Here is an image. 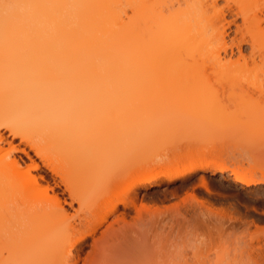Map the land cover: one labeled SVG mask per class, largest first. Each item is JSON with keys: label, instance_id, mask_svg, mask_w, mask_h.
Wrapping results in <instances>:
<instances>
[{"label": "bare ground", "instance_id": "6f19581e", "mask_svg": "<svg viewBox=\"0 0 264 264\" xmlns=\"http://www.w3.org/2000/svg\"><path fill=\"white\" fill-rule=\"evenodd\" d=\"M6 1H0V81L7 88L0 102L25 110L0 111V264H264V240L249 230L255 221L224 217L203 203L167 215L139 209L140 192L178 180L173 195L197 170L205 173L199 175L204 188L213 174L250 193L264 182V168L260 178L255 174L260 164L241 170L242 158L229 165L221 152L153 174L158 157L144 133L150 115L186 104L211 114L209 121L216 117L211 121L221 129L231 122L264 133L258 104L264 0ZM230 24L239 37L226 31ZM245 45L259 57L250 66L240 62ZM211 78L231 91L210 88ZM76 85L88 99L64 100ZM166 94L170 102L155 104ZM221 101L255 105L227 121ZM2 130L40 164L12 143L5 148ZM125 151L131 155L121 168L108 166ZM122 173L134 176L125 198L97 183L109 178L118 188Z\"/></svg>", "mask_w": 264, "mask_h": 264}, {"label": "rangeland", "instance_id": "374dc122", "mask_svg": "<svg viewBox=\"0 0 264 264\" xmlns=\"http://www.w3.org/2000/svg\"><path fill=\"white\" fill-rule=\"evenodd\" d=\"M9 2L10 1L8 0L6 1V3ZM217 2L220 5L224 3V1L222 0H217ZM124 5L125 4L121 6ZM125 8L128 14L131 13L129 7L127 8L126 6ZM226 17L228 19L227 15ZM235 21L237 24L241 23L239 17L236 18ZM226 29V31L231 37H239V33L234 34L233 24H230V27ZM242 34L247 35V30L243 29ZM1 40L2 37L0 36V43ZM232 48L233 51L236 52L235 45H232ZM243 50L245 57L244 60L241 59L240 62L246 61L247 64L250 66L253 57L255 58V61L258 62L259 57H257L256 53L252 57L249 55L250 48L248 46H243ZM177 85L182 86V82L178 81ZM4 86L7 85L0 81V88H4ZM208 86L213 89H220V91L226 90V94L231 91L227 84L222 83L220 85L217 81H215L214 78H211L209 80ZM6 88L0 91V97L3 96ZM87 94L88 92L85 90L84 86L76 85L75 88L69 90L67 98H64V100H68L70 102L79 99L81 100V98L87 100ZM171 96H169L168 94L160 96L155 101V104H163L164 101L170 102L172 100ZM256 96L257 95L254 94L253 98L257 100ZM260 101L261 102H258V104L260 105L259 113L263 114L264 100ZM221 103L222 101L220 102V104ZM223 103L224 106H227L224 110L226 113L223 112L225 114L224 116L229 119H227V121L236 119L238 116L242 117V114L245 112V107H251V105H255V103L252 102H249L247 104L240 102H236L234 104L228 102V105L225 104L224 101ZM186 105H183L178 110L177 108L168 107V109H165L163 112L154 113L148 117L149 119L146 123L147 129L144 133H148L147 141H149L148 144L151 147L150 152L156 158L158 157L157 161L154 160V163L155 161L156 163L155 166L152 168L153 174L159 175L161 173H167L178 165L201 161L205 159V156L209 157L212 154H217L221 152L227 154L226 159H228L226 160V163H228L229 165L234 164L233 162L235 158H242L243 163L241 162L240 164V167L242 165L241 170H245V167L247 169L248 164L254 166L257 165V163L258 165L260 164L261 167L259 165V168L255 166L257 167L255 170V174L258 178L261 177V172L259 171L260 169L264 168V133H260L261 130H252V132H250L251 130H246L248 129L246 127H236V125L232 127L230 125L231 122L227 123L226 119H224V122H226V126L222 125L223 129H221L220 127H218L219 125L215 121H211L214 120L216 117L209 121V117H211V114L209 116L207 114H204V110H202L203 114H200L199 111L196 110L200 107H196V109H194L189 107V104ZM1 110H10L15 113H18L20 111L25 110V105L22 103H16L15 101L8 102L3 100L0 102V111ZM207 117L208 121L206 120ZM219 120L223 121L221 119ZM257 120L255 122H257ZM2 131L3 136L5 137V140L3 142V146L5 148L8 147L9 143H12V145L14 144L18 150L24 149L28 156H30L34 161L40 164V161L36 158L32 150H30L28 146L23 143H20L19 139L16 137L11 138L5 130ZM125 139L127 143L130 144V139L127 137H125ZM8 149L6 151H8ZM257 150H259L258 152H260L261 154H255V156H261L260 159L258 157L254 159L255 156L253 154L257 152ZM74 151L75 149L73 148L66 150L65 153L67 155L73 153ZM244 152L249 155L244 154ZM11 155L20 157L22 160L29 162V159L27 158L24 152L12 151ZM130 155L131 154L129 153V151L120 152L119 159L115 157L112 158L108 162V166L113 167L119 162V168H121L128 161ZM247 159L249 160L247 161ZM58 160L59 163L63 162L65 160V157H61ZM201 173L202 172H200L199 170L191 172V174L185 180V188L177 190L173 195H171L169 191L177 188L180 185L178 180H172L168 183H162L158 186H152L146 191L140 192V196H143L142 200L139 202L140 211L142 213L159 211L164 212L167 215L180 211L184 208H189L194 204L203 203L204 206H207L212 211H215L221 215L224 214V217H233L236 219L241 218V220L245 221H255L254 225H250L249 230H254L255 232L252 233H256V235L260 236V238L264 240V220L259 221L261 219L262 214H264V182L259 183L258 186H256L259 188L257 189L256 193H250L246 189L237 188L238 182L232 180L230 177L225 176L223 178H218L217 175L213 174L205 176L204 182L206 183L207 187L204 188L202 187L203 184L201 185L202 182H199V175H201ZM133 177L134 176L130 173H122L121 175H119L118 188L111 187V181L109 180V178H102L96 180L97 183H100V186L103 189H110V195L114 196L119 194V199H121L127 196L128 185L133 180ZM164 190L166 191V199H163L162 192ZM260 196L262 198H260ZM259 198L260 200H257ZM120 206L121 205H119V210H121ZM113 217L115 216L109 217V220H111ZM106 224L107 223H105L104 225Z\"/></svg>", "mask_w": 264, "mask_h": 264}]
</instances>
